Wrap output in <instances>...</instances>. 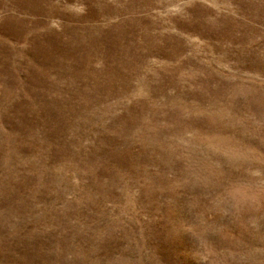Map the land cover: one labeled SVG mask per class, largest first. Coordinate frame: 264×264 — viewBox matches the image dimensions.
<instances>
[{
    "label": "rangeland",
    "instance_id": "374dc122",
    "mask_svg": "<svg viewBox=\"0 0 264 264\" xmlns=\"http://www.w3.org/2000/svg\"><path fill=\"white\" fill-rule=\"evenodd\" d=\"M0 264H264V0H0Z\"/></svg>",
    "mask_w": 264,
    "mask_h": 264
}]
</instances>
